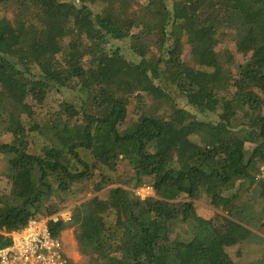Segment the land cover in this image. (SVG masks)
Wrapping results in <instances>:
<instances>
[{"label":"trees","instance_id":"1","mask_svg":"<svg viewBox=\"0 0 264 264\" xmlns=\"http://www.w3.org/2000/svg\"><path fill=\"white\" fill-rule=\"evenodd\" d=\"M0 155V248L75 185L49 227L86 264H238L226 238L264 223V0H0Z\"/></svg>","mask_w":264,"mask_h":264},{"label":"built area","instance_id":"2","mask_svg":"<svg viewBox=\"0 0 264 264\" xmlns=\"http://www.w3.org/2000/svg\"><path fill=\"white\" fill-rule=\"evenodd\" d=\"M256 178H264V163ZM135 193L145 198L154 195L151 186H139ZM70 210H59L51 215H37L27 224L6 232L10 244L0 248V264H77L65 250L61 235H52L49 224L69 221Z\"/></svg>","mask_w":264,"mask_h":264},{"label":"rangeland","instance_id":"3","mask_svg":"<svg viewBox=\"0 0 264 264\" xmlns=\"http://www.w3.org/2000/svg\"><path fill=\"white\" fill-rule=\"evenodd\" d=\"M79 1V0H78ZM16 6H12V8L6 9L7 16L12 19L13 17V9H15ZM135 32L137 31L134 30ZM120 45L126 46L127 42L125 41H119ZM152 52L156 51L157 48H151ZM185 55L188 53V48H184ZM151 52V53H152ZM69 93H66V96H68ZM51 103L48 105L47 109H54L57 107L58 103L60 102V98L58 96L51 97ZM125 164V163H124ZM127 164V163H126ZM6 168H7V160L4 156L0 155V194L6 192L8 188V178L6 175ZM126 168L129 169L127 166ZM122 174V172H120ZM120 179L125 180L129 183L128 177L121 175ZM126 183V185L128 184ZM114 185V184H113ZM113 185H109L108 187L104 188L100 192H95V194L101 196L102 198L106 199L108 197V191L109 188ZM93 193L89 192L88 196L87 193L85 197L83 196L81 198L80 195L76 194V188L75 185L71 189V192H69L67 196V200L63 204L60 210H70L72 212V208L74 209L75 205H77L81 199H86L87 197L92 196ZM194 203V206L198 212V214L203 218H211L216 216L218 213H221L217 209L211 207L207 200H205L203 197L198 199H189ZM245 228L249 231V233H246L245 235H240L239 239H235L234 236L227 237L226 238V250L229 252L231 257L238 263V264H255L259 258H260V251L264 247V243L259 241L258 239L264 238V223L262 225H257V223L247 224L244 222ZM234 232V231H233ZM234 234V233H233ZM252 234H255L254 236ZM61 238L63 239V243L65 246V250L67 251L68 255L71 256V258L77 263V264H86L87 258L80 252L77 240L74 236V227L64 229L61 232ZM238 234L236 233L235 236ZM258 238V239H257ZM76 241V242H75Z\"/></svg>","mask_w":264,"mask_h":264},{"label":"crops","instance_id":"4","mask_svg":"<svg viewBox=\"0 0 264 264\" xmlns=\"http://www.w3.org/2000/svg\"><path fill=\"white\" fill-rule=\"evenodd\" d=\"M76 242V241H75Z\"/></svg>","mask_w":264,"mask_h":264}]
</instances>
